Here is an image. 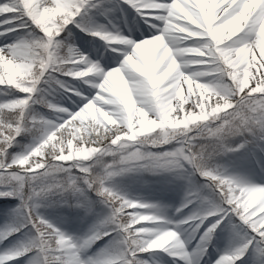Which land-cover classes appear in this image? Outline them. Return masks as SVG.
I'll return each instance as SVG.
<instances>
[{
  "label": "snow or ice",
  "instance_id": "6c2138e0",
  "mask_svg": "<svg viewBox=\"0 0 264 264\" xmlns=\"http://www.w3.org/2000/svg\"><path fill=\"white\" fill-rule=\"evenodd\" d=\"M69 25L107 55L80 51ZM0 37V198L19 201L0 264H199L218 229L230 244L215 264H264V183L216 162L264 151V0H0ZM17 137L32 141L17 152ZM134 170L186 179L176 211H190L173 220L110 185ZM53 197L104 211L72 236L40 211Z\"/></svg>",
  "mask_w": 264,
  "mask_h": 264
},
{
  "label": "rangeland",
  "instance_id": "374dc122",
  "mask_svg": "<svg viewBox=\"0 0 264 264\" xmlns=\"http://www.w3.org/2000/svg\"><path fill=\"white\" fill-rule=\"evenodd\" d=\"M119 10H116L111 18L113 23H117L120 25V20L124 19L125 24L128 23V27L130 26V18L127 15V13H121L118 14ZM134 19V18H133ZM96 21H100L103 24H106L107 21L103 16H97ZM71 29H73V36L76 40L79 38L81 39L82 35H90L88 32H81L80 29L76 28L75 25H69ZM78 34V35H77ZM91 36V35H90ZM3 38L0 37V40ZM81 42V41H80ZM87 45H92L93 47H97L101 49L98 45H103L98 43V40L96 38H89L87 41L83 42V44H79L81 47V51H84L87 48ZM91 58H93L90 54V52L86 53ZM94 59V58H93ZM114 66V62L113 65ZM87 87V86H86ZM39 111L41 112H47V109L36 105L35 106ZM18 141L20 143L15 146V151L20 152L25 149L27 145H29L32 141V138L29 137L27 139L17 137ZM238 141L240 143L242 142L241 137H235L232 138L231 143L233 145L238 144ZM254 148H257V146L253 144H248L244 148L240 149L242 151L243 160H236V154L233 152L224 153L221 156L217 158V163L220 165V163H228V170L232 172L234 175L240 176L242 178L254 180L256 182H259L260 172L256 171L255 169H244L243 166L248 161L249 156H252V151ZM259 148V147H258ZM260 162L264 166V152L263 155L260 157ZM261 178V177H260ZM110 185L117 191H119L121 194L123 192L121 189L127 190L128 187H130V190L124 195H127L128 197L133 198H139L143 201L152 203L157 205L160 210L166 214L170 219L177 220L182 218L184 214H187L191 206L189 208L183 209L181 213H178L176 211L177 208L180 207V205L184 202L186 193L188 191V181L180 176H178L174 171H168V170H159V171H147V170H134V171H128V172H122L116 176H113L110 181ZM159 183H164L169 188L176 189L177 192L174 194H165L166 191L162 192V187ZM52 202L49 203L47 206L41 207L40 211L50 220L54 221L62 230L67 232L69 235L72 236H82L84 235L90 227L93 225V223L97 219V215L102 213L104 211L103 206L100 205L101 209L97 210L95 213H87V218L80 217L78 215V207L75 206L74 199L72 197H66V198H51ZM63 199H66L67 202H63ZM0 200H8L9 202L5 203V209L4 211H0V227L5 226L8 222L11 220L12 216V210L15 208L16 204L19 203L18 200H14L12 198H0ZM70 207H73L70 208ZM70 213V216L67 214ZM97 214V215H95ZM145 223V222H141ZM228 237L227 244H230L229 234L226 231L217 230V232L213 235V238L210 242H208L207 245V251L212 247L210 250V253H212L215 256V252L217 248L219 247V242L221 239H225ZM101 242H97V245H99ZM196 246V239H192L187 247L189 250L194 248ZM0 247H3L0 245ZM96 246H93L92 250H95ZM226 248H224L225 250ZM156 259L161 262V264H175L177 260H175L173 257L167 255L164 252H158L154 253ZM208 256V255H207ZM252 257V253L249 252L246 254L245 257L242 258L243 261H246L249 263L250 258ZM146 258L147 254H146ZM205 255L202 259L199 260V264L204 261ZM211 258V257H210ZM209 258V259H210ZM207 259V258H206ZM211 260L205 261V264H210ZM177 264H183V260H179ZM237 264H241V261Z\"/></svg>",
  "mask_w": 264,
  "mask_h": 264
},
{
  "label": "bare ground",
  "instance_id": "6f19581e",
  "mask_svg": "<svg viewBox=\"0 0 264 264\" xmlns=\"http://www.w3.org/2000/svg\"><path fill=\"white\" fill-rule=\"evenodd\" d=\"M124 13H129V12H128V11H125ZM130 15H131L132 17H135V13H134V12H132ZM97 22L103 24V23L100 22V21H97ZM130 23H132L131 20H130ZM138 24H139V22H138ZM134 26H135V25H134V22H133V24H131V29H132ZM138 27H139V26H138ZM122 28H123V27H122ZM135 28H136V26H135ZM128 29H129V28H128ZM123 30L126 31L125 28H123ZM135 30H139V29H135ZM133 34H135V32H134ZM80 41H81L80 43L83 44V42L87 41V37L84 38V36H82V38H81ZM84 51H85V53L90 52L91 56H92L94 59L99 58L100 54H103L104 56L107 55V53H106L104 50H100L99 48H95V47H93L92 45H87V48H86ZM101 63H102V60H101ZM85 147H89V146H88V145H85ZM92 147H95V145H92ZM221 240H222V241L219 242V244H220L219 248H220V249H221V248H227V247L229 246V245L227 244L228 237L225 238V239H221ZM220 249H219V250H220ZM218 255H219V254H218ZM212 264H215V261L212 262ZM249 264H253V258H252V257H251L250 260H249Z\"/></svg>",
  "mask_w": 264,
  "mask_h": 264
},
{
  "label": "trees",
  "instance_id": "16d2710c",
  "mask_svg": "<svg viewBox=\"0 0 264 264\" xmlns=\"http://www.w3.org/2000/svg\"><path fill=\"white\" fill-rule=\"evenodd\" d=\"M95 198V197H94ZM9 202V201H8ZM100 206V205H99ZM96 209H98V204H97V206H96Z\"/></svg>",
  "mask_w": 264,
  "mask_h": 264
}]
</instances>
